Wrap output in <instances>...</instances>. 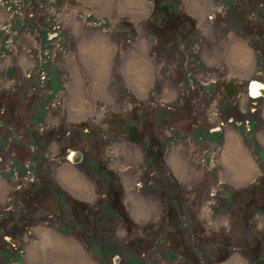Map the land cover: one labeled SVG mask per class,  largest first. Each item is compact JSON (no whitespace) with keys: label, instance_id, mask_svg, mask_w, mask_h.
Segmentation results:
<instances>
[{"label":"rangeland","instance_id":"rangeland-1","mask_svg":"<svg viewBox=\"0 0 264 264\" xmlns=\"http://www.w3.org/2000/svg\"><path fill=\"white\" fill-rule=\"evenodd\" d=\"M98 38L111 46L102 77L91 46ZM236 42L250 50L249 64L238 70ZM138 58L148 65L142 90L128 71ZM253 80L264 83V0H0V264H67L69 254L57 255L48 242L54 236L76 245L89 264H196V249L199 259L207 254L205 264L221 251L222 264H231V256L253 264L254 253H264V97L251 95ZM229 83L237 88L231 94ZM75 97L85 106L79 114ZM225 98L235 105L222 109ZM140 118L145 143L121 130ZM229 131L256 164L241 182L228 171L229 162L237 164L226 151ZM17 136L38 140L22 142L34 148L33 171L44 156L49 164L41 173L47 170L49 181H61L67 164L87 181L82 195L97 204L87 214L79 210L76 227L63 226L78 220L71 207L57 211L52 199L42 212L30 207L43 175L30 180L32 169L15 153ZM73 145L84 151L83 160L66 153ZM174 156L181 170L172 165ZM90 161L113 171H105L100 187ZM153 176L158 182L150 195L145 189ZM121 183L120 201L97 207L103 184ZM175 189L182 196L172 207ZM224 190L231 197H221ZM178 248L184 254L172 255Z\"/></svg>","mask_w":264,"mask_h":264},{"label":"flooded vegetation","instance_id":"flooded-vegetation-1","mask_svg":"<svg viewBox=\"0 0 264 264\" xmlns=\"http://www.w3.org/2000/svg\"><path fill=\"white\" fill-rule=\"evenodd\" d=\"M164 9H166V6H164L163 7ZM171 25V24H170ZM183 31H184V29L182 28V29H179V30H177V33L175 34L176 36L177 35H180V34H182L183 33ZM193 32V31H192ZM187 34V33H186ZM190 35H192L191 33L189 34V38H190ZM176 36L174 37V38H176ZM193 50H194V48H193ZM194 52H195V50H194ZM234 89H237L232 83H229L228 84V86H227V92H228V94L230 93H232V91H234ZM261 96H259V98H260ZM262 97H264V96H262ZM258 99V98H257ZM256 99V100H257ZM226 100H230L231 101V99H226L225 98V101ZM232 104H234L235 105V102H231V105ZM149 122L150 121H148V120H144V125L146 126V127H148V128H150V127H153V125L151 126L150 124H149ZM136 123L138 124V126H135V125H131L130 127H121V130H122V132L124 133V134H126L130 139H131V137H130V135H131V129H132V127H136L137 128V134H138V137L136 138V139H141L144 143L146 142V140H145V135H143V130H141V128H140V126L139 125H141L142 123H143V119L142 118H140V119H137L136 120ZM11 128V127H10ZM218 129H220V137L222 138V135H223V131H222V127L221 126H219L218 128H217V130ZM152 130H154V127L152 128ZM152 130H151V132H152ZM31 131V132H30ZM28 132H30V133H28ZM34 133V129H33V126H31L30 128H28L27 129V134L29 135V134H33ZM153 133V132H152ZM18 138V141H21V142H18L16 145H15V147L17 146L18 148H15V153L17 154V156L19 157L20 156V159L25 163V166H26V168H28V169H32V171H31V176H30V180H34L35 178H36V176H39V175H43V178H39V179H37L36 180V182H35V185H36V188H35V190L34 191H32V192H30V194H31V203H30V207L32 206L33 208L34 207H39V210L42 212L43 211V209L44 208H48L47 207V204L49 205V200H53V201H55V204H56V209H57V211L59 210V211H62V209H64V206L66 205V206H68V207H71V209L72 210H74L75 212H76V214H77V221L75 222V219H73V220H71V222L72 223H70V224H68L67 225V223H63V226H72V227H76L77 226V224H80L81 222L79 221V217H81V215H80V213H79V210H81V208L83 209V213H85V214H87L88 213V211H89V209H90V207L92 206H94V205H96L97 203V199L94 201V199H91V200H89V198H85L86 197V195H88V193L87 194H84V195H82V193H85V192H80L77 188H75V187H73V186H71L70 184H67L65 181H63L62 180V178H61V181L59 180V177H58V182H52V181H49V178L48 177H46L45 176V173L47 172V170H44V172L45 173H41V170H43V169H47V167H48V164H49V161H48V163H47V161L44 159V156H42V160H41V165L38 167V170H36V171H33V167L30 165V157H32V154L30 153L31 152V150L32 149H34L33 148V146H34V144H38V140L36 139V142H34L33 140H32V138L33 137H29V136H27V138H24V137H22V136H17ZM29 138H30V141H31V144L33 145V146H31V145H29L30 143L29 142H27L26 144H22V142L25 140V139H28L29 140ZM220 138V139H221ZM132 140V139H131ZM21 143V144H20ZM34 143V144H33ZM20 144V145H19ZM21 146H23V147H25V149L24 150H20V152L18 151L19 150V148L21 147ZM29 146V147H28ZM76 149L75 151H73L72 149ZM67 152L66 153H69L70 152V154H72L73 156H72V158L73 159H75L76 157H77V155H79L78 154V151H81L82 152V154H81V157L79 158V160L81 159V160H83V158H84V156H85V154H84V151L83 150H81V149H78V147H77V145H73V147H68L67 149ZM73 152H72V151ZM30 151V152H29ZM61 151H64V147H63V149H61ZM72 152V153H71ZM77 152V153H76ZM21 154H23V155H21ZM42 154V153H41ZM70 154L68 155V154H65V156H67V159L68 160H71V162H75V161H73L72 159H70L71 157H70ZM77 154V155H76ZM24 156V157H23ZM64 156V157H65ZM47 159L49 158L48 157V155H47V157H46ZM60 158V157H59ZM78 160V161H79ZM158 160H159V157H158ZM157 160V161H158ZM98 161V160H97ZM93 162V161H90L91 162V169H92V177H93V179H95L96 180V182H95V184H94V186H101V185H99V182H100V179H105V171L108 173V174H111L113 171L112 170H105L104 169V167H102V163H100V162ZM154 158H153V160H151L150 161V163L151 164H153L154 162ZM159 166H158V171H159V173H160V171H161V163H160V160H159ZM71 165V164H70ZM69 164H67V165H64V166H68V167H70L71 169H73L71 166H70ZM59 173H60V170H59ZM155 173H156V171H155ZM167 173L168 174H170V172L169 171H167ZM219 171H218V178L217 179H219V177H220V175H219ZM170 178V177H169ZM156 181L158 182V179H156V176L154 177L153 176V178L152 179H150L149 180V183H148V186L146 187V189H145V192H149L150 193V195H154L155 194V192H156ZM181 185H185L186 183H180ZM117 188H118V190H117ZM124 188H125V186H124V183H121L120 185H119V187H114V185L113 184H111V185H109V184H107V185H105V184H103V186H102V192L100 193V195H99V200H100V202H99V204L97 205V207L99 206L100 207V209L101 210H104V208H105V206L106 205H108V203L110 202L112 205H115V202H119L120 201V197H121V195H120V193H118V192H125V190H124ZM183 189H186V188H183ZM189 189H191V188H189ZM177 189H175V191H176ZM96 191V190H95ZM197 192H199V194H201V196H203L202 194H203V191H197ZM176 193L177 194H173V198L171 197V203H170V206H172V207H174V206H178V204H179V202H180V197L182 196L179 192H177L176 191ZM22 194V193H21ZM21 194H18V195H21ZM221 197H231V195H232V193L230 192V191H226V190H224V191H222L220 194H219ZM81 196V197H80ZM85 196V197H84ZM18 199H20V198H18ZM43 199H44V203L42 202L43 201ZM104 199H106L107 200V202H105L104 201ZM108 199H109V201H108ZM201 201H203V199L201 198ZM26 204H28L29 205V203L27 202ZM92 204V205H91ZM172 204V205H171ZM91 205V206H90ZM122 210H123V212H122V219H123V221H124V223H125V208H126V205H128L127 204V201H125V197L123 196V199H122ZM31 207V208H32ZM97 207H95V208H97ZM171 207V211H173V208ZM188 207V206H187ZM215 207L216 208H219L220 210H223L219 205H215ZM20 211H21V213L23 214L24 213V211H25V209H21L20 208ZM54 214V212L52 213V215ZM62 215H65V213L63 212L62 213ZM92 217V215L89 217V218H91ZM25 221H27V218H24L23 220H20V223H23V222H25ZM74 221V222H73ZM132 221V220H131ZM131 221H127V227L128 228H130V223H131ZM65 222V221H64ZM80 222V223H79ZM133 222V221H132ZM178 222V221H177ZM176 229L174 230V229H172L171 230V233H172V238L173 239H175V246L177 245L176 244V242L178 241L179 242V236H177V234H176ZM196 243H197V241H196ZM203 243H200V245H202ZM235 244V243H234ZM199 245V244H198ZM226 247H232L231 245H230V242H227V243H225L224 244ZM234 248H236V249H239L240 251L242 250V247L241 246H236V245H234L233 246ZM253 249H255V247L253 248ZM178 250L179 251H177L176 249H172V255H178V254H180V255H183L184 254V250L181 248V249H179L178 248ZM193 251V249L191 248V252ZM196 251V253H195V255H194V257L193 258H196V261H197V263L196 264H205V262H203V260L204 259H206L208 256H207V254L205 253V252H202V253H200L201 254V260L199 259V258H197L196 256H197V254H198V251H199V249H196L195 250ZM194 251V252H195ZM255 255H253V257H252V259H253V264H258V262L261 260V259H263L264 258V253H262V254H260V253H257V252H255L254 253ZM252 256V255H251ZM214 257H216V260L214 261V263H212V264H222V263H224L225 261H226V256H225V252H218V254H216V256H214Z\"/></svg>","mask_w":264,"mask_h":264},{"label":"bare ground","instance_id":"bare-ground-1","mask_svg":"<svg viewBox=\"0 0 264 264\" xmlns=\"http://www.w3.org/2000/svg\"><path fill=\"white\" fill-rule=\"evenodd\" d=\"M130 0H128L129 2ZM141 0H132L133 3L139 4ZM125 6V2L123 3ZM92 47L94 51V58L96 61L97 73L100 77L105 73L107 63L106 62V54L111 49L110 44L104 40L103 38H98L92 41ZM234 49L231 51L233 53L234 57L235 55L239 56L238 61L234 59L237 65H234V67L238 70L239 68H244L249 64L250 61V50L247 48V45L242 42H236L233 46ZM236 56V57H237ZM137 61L132 60L131 63L128 66V71L130 74V80L132 83L139 89H144L145 85L149 81V74L144 70L146 68L147 62L145 59H135ZM143 69V70H142ZM142 70V71H141ZM101 81V80H100ZM131 83V84H132ZM99 88V86H98ZM251 92V91H250ZM251 95L254 97L257 96H264V94H253L251 92ZM231 106V101L226 100L225 103L222 106V109H228ZM72 107L75 111V113L79 114L82 111L85 110V106H83V103L80 99L74 98V101L72 103ZM220 129H218V133H220ZM138 136L137 134V128L132 127L131 129V139L134 140ZM232 152V159H234L237 164L236 166H232L234 161L229 162V164L232 167H229L228 165V171L231 177L234 180L242 181L247 179L248 177L252 176L253 169L256 168V164L254 163L253 158L248 154V152L245 151L243 148V145L241 143V139L238 137V135L234 132L229 131L227 134V143H226V151ZM225 155V154H224ZM81 155H78V158H80ZM226 157V156H225ZM75 160V159H74ZM226 161V160H225ZM172 165L175 167L176 170H181V161L177 156H174L172 159ZM61 172V178L63 181H65L67 184H70L71 186L77 188L80 192H86L89 191V186L87 184V181L79 176L73 169L70 167L62 166L60 168ZM2 187V185H1ZM54 244L55 252L58 254L61 253H67L69 254V260H67V264H89L87 260L83 258L80 251L77 250V246L71 243H68L67 241L62 240L60 237L54 236L51 240L48 238V242ZM39 248V247H38ZM40 251V249H38ZM33 258L38 257L37 249H34L33 251ZM81 262L77 260V258H81ZM233 264H240L239 261L235 260Z\"/></svg>","mask_w":264,"mask_h":264},{"label":"water","instance_id":"water-1","mask_svg":"<svg viewBox=\"0 0 264 264\" xmlns=\"http://www.w3.org/2000/svg\"><path fill=\"white\" fill-rule=\"evenodd\" d=\"M256 91V92H255ZM251 92L253 94H264V83L259 81V80H253L252 84H251ZM255 92V93H254ZM78 154H82L81 151H78ZM258 264H264V258L261 259Z\"/></svg>","mask_w":264,"mask_h":264},{"label":"crops","instance_id":"crops-1","mask_svg":"<svg viewBox=\"0 0 264 264\" xmlns=\"http://www.w3.org/2000/svg\"><path fill=\"white\" fill-rule=\"evenodd\" d=\"M233 258H234V256H231V264H233V262L235 260L239 261L240 264H248V263H246V260H243L242 258H239V259H233Z\"/></svg>","mask_w":264,"mask_h":264},{"label":"trees","instance_id":"trees-1","mask_svg":"<svg viewBox=\"0 0 264 264\" xmlns=\"http://www.w3.org/2000/svg\"><path fill=\"white\" fill-rule=\"evenodd\" d=\"M162 8V7H161Z\"/></svg>","mask_w":264,"mask_h":264}]
</instances>
